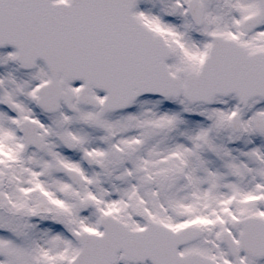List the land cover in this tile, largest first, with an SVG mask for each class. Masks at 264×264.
I'll return each mask as SVG.
<instances>
[{
	"label": "snow or ice",
	"instance_id": "6c2138e0",
	"mask_svg": "<svg viewBox=\"0 0 264 264\" xmlns=\"http://www.w3.org/2000/svg\"><path fill=\"white\" fill-rule=\"evenodd\" d=\"M0 264H264V0H0Z\"/></svg>",
	"mask_w": 264,
	"mask_h": 264
}]
</instances>
